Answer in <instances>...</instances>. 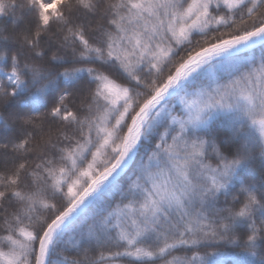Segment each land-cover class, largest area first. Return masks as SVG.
<instances>
[{
	"label": "snow or ice",
	"instance_id": "6c2138e0",
	"mask_svg": "<svg viewBox=\"0 0 264 264\" xmlns=\"http://www.w3.org/2000/svg\"><path fill=\"white\" fill-rule=\"evenodd\" d=\"M124 261L264 264V0H0V264Z\"/></svg>",
	"mask_w": 264,
	"mask_h": 264
},
{
	"label": "trees",
	"instance_id": "16d2710c",
	"mask_svg": "<svg viewBox=\"0 0 264 264\" xmlns=\"http://www.w3.org/2000/svg\"><path fill=\"white\" fill-rule=\"evenodd\" d=\"M255 55H256L257 57L260 55V50H259V49L256 50ZM226 251H228L229 255H231V254H233V253H238V252H240L241 250H240V249H228V250H226ZM122 264H127V262L124 261V262H122Z\"/></svg>",
	"mask_w": 264,
	"mask_h": 264
}]
</instances>
